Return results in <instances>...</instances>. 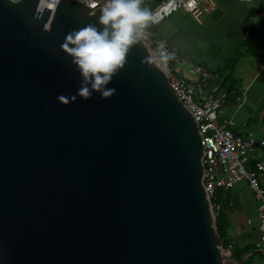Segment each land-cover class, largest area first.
I'll list each match as a JSON object with an SVG mask.
<instances>
[{"label": "water", "instance_id": "1", "mask_svg": "<svg viewBox=\"0 0 264 264\" xmlns=\"http://www.w3.org/2000/svg\"><path fill=\"white\" fill-rule=\"evenodd\" d=\"M0 0V264H243L222 251L197 122L140 36L101 99L62 47L101 8ZM99 26V25H98Z\"/></svg>", "mask_w": 264, "mask_h": 264}, {"label": "crops", "instance_id": "2", "mask_svg": "<svg viewBox=\"0 0 264 264\" xmlns=\"http://www.w3.org/2000/svg\"><path fill=\"white\" fill-rule=\"evenodd\" d=\"M198 1L199 5L190 13L193 19L200 24V17L205 16L204 25L213 29V34L219 35L220 40L228 42L215 43V60H189L172 42L171 37L174 35L167 34L165 22L180 9L151 30L159 39L175 46L180 55L211 71L214 80L223 89L239 92L241 104L236 106L229 103L225 108L226 114L229 111L231 116H228L235 122L232 127L235 134L241 138L252 135L264 139V0ZM180 31L175 32V35L180 34ZM225 53L227 55L217 58ZM201 56L198 54L197 57ZM249 156L251 160H264V147H255ZM216 196L221 207L218 229L222 235L232 241L237 250L247 248L261 253L254 245L259 243L264 249V233L259 229L257 201L247 184L241 182L229 190L218 189ZM251 256L247 259L248 264H253L250 262Z\"/></svg>", "mask_w": 264, "mask_h": 264}, {"label": "built area", "instance_id": "3", "mask_svg": "<svg viewBox=\"0 0 264 264\" xmlns=\"http://www.w3.org/2000/svg\"><path fill=\"white\" fill-rule=\"evenodd\" d=\"M51 3L52 12L58 0H40ZM89 8L103 7L105 0H76ZM152 0H143L141 7L146 8ZM249 1V0H240ZM199 5L198 0H160L150 11L155 17L154 23L143 30L140 38L154 63L161 69L179 99L193 115L203 146V181L205 191L216 217L220 212V204L216 198L218 189L229 190L235 185L245 182L257 201V217L259 229L264 233V160H251L250 152L255 147H264V139L252 135L241 138L232 131L235 122L227 117L226 106L230 103L239 106L241 96L236 90L226 91L214 81L211 72L179 54L178 49L159 39L151 28L177 9L192 11ZM163 44V46H161ZM167 52L169 59L164 62L161 53ZM180 65L189 76L175 74L173 68ZM254 248L262 253L264 249L259 243ZM234 243L227 238L222 251L231 257Z\"/></svg>", "mask_w": 264, "mask_h": 264}, {"label": "clouds", "instance_id": "4", "mask_svg": "<svg viewBox=\"0 0 264 264\" xmlns=\"http://www.w3.org/2000/svg\"><path fill=\"white\" fill-rule=\"evenodd\" d=\"M142 2L105 0L100 10L99 26L88 23L66 35L62 47L71 57L80 79L76 94L59 95V103L70 104L78 97L87 101L94 93L105 100L116 94L115 88L108 86L123 66L130 46L136 43L149 23L156 22L153 14L141 7ZM161 58L167 62L170 57L163 52Z\"/></svg>", "mask_w": 264, "mask_h": 264}, {"label": "rangeland", "instance_id": "5", "mask_svg": "<svg viewBox=\"0 0 264 264\" xmlns=\"http://www.w3.org/2000/svg\"><path fill=\"white\" fill-rule=\"evenodd\" d=\"M189 12V13H188ZM192 11H185L184 9H180L177 12L173 13L165 22L167 26V34H173L171 37L172 42L177 46L180 53L187 57L189 60H194L195 62H199V59L207 58L209 61H213L216 58L214 55V47L215 43L221 42L223 44H228L227 41H222L219 39V35L213 34V29L207 27L205 23V16L200 17V24L193 19L191 15ZM191 13V14H190ZM199 25V27H198ZM204 25V28H203ZM181 30V31H180ZM180 31V34H176L175 32ZM152 33V30L150 31ZM198 54H202L199 58ZM222 55L217 56L219 58ZM175 74H179L181 76H187L188 72L183 69L180 65H176L173 68ZM228 112V115L231 114ZM227 115V117H229ZM250 262L253 264H264V260L262 258L261 253H254Z\"/></svg>", "mask_w": 264, "mask_h": 264}, {"label": "trees", "instance_id": "6", "mask_svg": "<svg viewBox=\"0 0 264 264\" xmlns=\"http://www.w3.org/2000/svg\"><path fill=\"white\" fill-rule=\"evenodd\" d=\"M159 1H160V0H152V1L147 5L146 9H147V10H151V9H153V8L157 5V3H158ZM210 72H211V71H210ZM211 74L213 75V73H211ZM213 76H214V75H213ZM214 81H215V80H214ZM215 82H216V81H215ZM220 87L222 88V85H221ZM224 90H225V89H224ZM226 91H229V90H226ZM216 198H217V196H216ZM218 222H219V218H218V215H217V216H216V230H217L218 234L221 236L222 243H223V246H224L225 243L227 242V238L224 237V235H222V233L219 231V229H218ZM250 250H252V249H250ZM250 250L247 249V248H244V249H241V250H237L236 247H234L231 257H232L233 259L238 260V259H240V257H241L242 255H244V254L247 253V252H250ZM243 264H248V263H247V260H245Z\"/></svg>", "mask_w": 264, "mask_h": 264}]
</instances>
